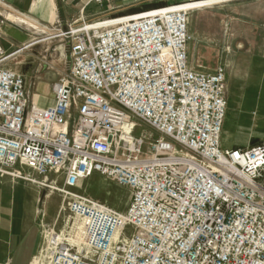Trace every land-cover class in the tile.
Listing matches in <instances>:
<instances>
[{
    "label": "built area",
    "instance_id": "built-area-1",
    "mask_svg": "<svg viewBox=\"0 0 264 264\" xmlns=\"http://www.w3.org/2000/svg\"><path fill=\"white\" fill-rule=\"evenodd\" d=\"M181 4L45 28L70 62L48 106L0 43V173L60 192L72 218L43 264H264V144L222 146L225 71L188 66L198 7ZM94 173L129 188L125 211L75 190Z\"/></svg>",
    "mask_w": 264,
    "mask_h": 264
},
{
    "label": "crops",
    "instance_id": "crops-1",
    "mask_svg": "<svg viewBox=\"0 0 264 264\" xmlns=\"http://www.w3.org/2000/svg\"><path fill=\"white\" fill-rule=\"evenodd\" d=\"M161 1L163 0H111L99 5L91 0H0V36L6 45L12 46L9 50L18 51L13 56L25 54L23 58L26 59L31 55H41V62L50 63L60 75L68 69L60 65L62 52L58 56L57 51L48 53L49 46L37 49L36 46L40 44L37 34L44 31L31 27L27 31L15 28L10 24L14 21L7 17L8 13L23 16L41 28L67 29L68 26L80 25L81 17L85 18L86 23H90L109 16L132 13L147 5H150L148 8H153V5ZM208 6L212 8L216 23L211 37L201 29L192 32L190 25L199 17L197 14L193 15L197 10H193L188 16V66L192 70L208 73L216 65H222L227 90V77L230 75L227 72L228 63L251 58L256 40L254 35L258 31L264 35V0H221L202 7ZM101 7L107 8L99 11ZM261 44L264 46V37L261 38ZM228 45H235L237 48L235 58L229 52ZM28 50H35L36 54L26 53ZM48 57L50 60L47 61ZM262 57L264 61V50ZM259 70L261 92L264 94V64ZM250 82H253L252 79ZM40 101L45 103L44 106L53 102L52 97L49 100L38 98L37 105ZM254 103L259 105L264 104V101L256 98ZM29 191L32 189L27 182L14 180L0 173V264H30L39 245L38 227L43 220L38 206L40 200L31 199Z\"/></svg>",
    "mask_w": 264,
    "mask_h": 264
},
{
    "label": "rangeland",
    "instance_id": "rangeland-1",
    "mask_svg": "<svg viewBox=\"0 0 264 264\" xmlns=\"http://www.w3.org/2000/svg\"><path fill=\"white\" fill-rule=\"evenodd\" d=\"M163 1H165L166 4H162L160 6L168 4L192 3L202 0ZM209 4L212 3L193 6L198 7L194 9L197 11L194 12L193 15L197 14L199 17L197 20H193L191 22L190 28L192 32L201 29L211 37L213 29L216 25L214 22L212 8L211 6L200 7ZM106 8L107 7H101L99 11ZM145 10L146 9L138 10L132 13H123L121 15L133 14ZM115 16L105 17L104 19ZM7 17L11 19V13H8ZM13 21L14 22H11L10 24L21 31H27L26 29H30V26L27 25L29 23L15 20ZM78 26L80 25H76L75 27ZM53 32V30H44V33L37 34L38 39L42 40L40 41V44L36 46V48L40 49L49 46L48 53H54L57 51L58 56L60 55V52H62V60L60 65H64L66 68H69L70 62L68 58L67 40L64 37H55ZM256 32L257 31H254V33ZM256 34L257 35H254L256 40H254L255 44L253 45L252 57L248 58L247 61L228 63L229 66L227 72L228 75L229 73L230 75L227 77V90L225 89L227 106L221 131L223 146H239L244 148L247 146L264 144V104L259 103V105H256L254 103L256 98L264 101V94L261 92L260 87L261 71L259 70L262 64H264L262 57L264 46L261 44V38H263L264 35H262L261 31H258ZM0 43L2 44L6 54L14 50H9L11 45H6L2 36H0ZM209 48L211 49L212 46H209ZM228 49L230 53H233V57L235 58L236 55L234 54L237 50L235 45H228ZM29 52L36 54L35 50H28L26 53ZM23 55L25 54L12 56L11 58L7 59L3 65L14 68L23 73L28 101L36 102L38 98H45L49 100L51 97L52 85L59 77L58 73L53 67H51L50 63L41 62V55H31L26 59L23 58ZM48 60H50L49 57L47 58V61ZM205 64L212 65V63ZM251 79L253 81L252 83L250 82ZM39 105L44 106L45 103L40 101ZM145 131L152 132L151 129L146 126H140L137 129V132ZM152 135L153 137L157 136L155 132ZM16 168H18L25 175L28 174L31 177H35V174L25 167L16 166ZM10 178L27 182L32 189V191H29V197L31 199L39 198L40 200L38 206L41 210L43 220L40 222L38 227V232L40 235L39 245L32 256L33 258L37 256L40 250L46 245L47 238L52 231H67L69 226L72 224V218L67 209V200L64 199L60 192L44 185H39L20 178ZM52 178L53 175L49 174L46 184H48ZM61 183L62 176H59L57 179V184L60 186ZM75 190L100 200L103 203L120 211L126 210L131 199V194L128 187L122 186L114 180L97 173H94L87 179L82 180ZM76 230L78 231V228ZM131 231L132 228L128 227L126 236H129Z\"/></svg>",
    "mask_w": 264,
    "mask_h": 264
},
{
    "label": "bare ground",
    "instance_id": "bare-ground-1",
    "mask_svg": "<svg viewBox=\"0 0 264 264\" xmlns=\"http://www.w3.org/2000/svg\"><path fill=\"white\" fill-rule=\"evenodd\" d=\"M216 1H221V0H202V1H197V2H192V3H184L185 6L188 7H193V6H199L202 4H208V3H213ZM183 5V4H181ZM11 19L15 20V21H19V22H24V23H29L27 25H29L31 28L33 29H40L41 31L46 30L45 28H41L39 27L36 23L31 22L30 20H28L27 18H24L23 16H19V15H15V14H11ZM29 21V22H28ZM42 40V39H41ZM41 40L38 39V41L40 42ZM37 41V40H36ZM18 51H16L15 53H17ZM42 253L39 252V254L35 257H33L31 264H43L42 261Z\"/></svg>",
    "mask_w": 264,
    "mask_h": 264
},
{
    "label": "trees",
    "instance_id": "trees-1",
    "mask_svg": "<svg viewBox=\"0 0 264 264\" xmlns=\"http://www.w3.org/2000/svg\"><path fill=\"white\" fill-rule=\"evenodd\" d=\"M162 4H166L165 1H161V2H159V3H156L155 5H153V6H155V7H153V8L161 7L160 5H162ZM148 6H150V5H147V6H145V7H142V8H140V9H138V10H144V9L149 10ZM163 6H164V5H163ZM150 9H152V8H150Z\"/></svg>",
    "mask_w": 264,
    "mask_h": 264
}]
</instances>
